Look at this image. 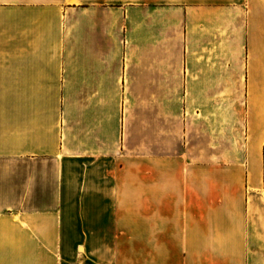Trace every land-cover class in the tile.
Returning a JSON list of instances; mask_svg holds the SVG:
<instances>
[{"label": "crops", "instance_id": "0c3cea01", "mask_svg": "<svg viewBox=\"0 0 264 264\" xmlns=\"http://www.w3.org/2000/svg\"><path fill=\"white\" fill-rule=\"evenodd\" d=\"M264 0H0V264H264Z\"/></svg>", "mask_w": 264, "mask_h": 264}, {"label": "trees", "instance_id": "16d2710c", "mask_svg": "<svg viewBox=\"0 0 264 264\" xmlns=\"http://www.w3.org/2000/svg\"><path fill=\"white\" fill-rule=\"evenodd\" d=\"M263 155H264V147H263Z\"/></svg>", "mask_w": 264, "mask_h": 264}]
</instances>
